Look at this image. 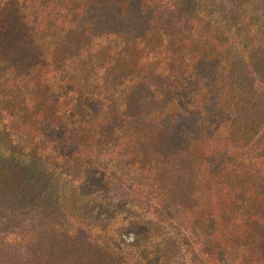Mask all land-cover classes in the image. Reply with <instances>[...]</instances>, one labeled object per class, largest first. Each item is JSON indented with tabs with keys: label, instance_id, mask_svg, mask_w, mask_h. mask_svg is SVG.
I'll return each mask as SVG.
<instances>
[{
	"label": "trees",
	"instance_id": "16d2710c",
	"mask_svg": "<svg viewBox=\"0 0 264 264\" xmlns=\"http://www.w3.org/2000/svg\"><path fill=\"white\" fill-rule=\"evenodd\" d=\"M0 264H264V0H0Z\"/></svg>",
	"mask_w": 264,
	"mask_h": 264
}]
</instances>
